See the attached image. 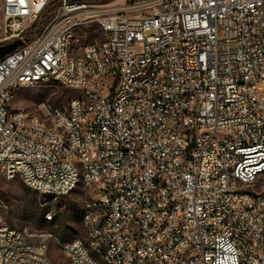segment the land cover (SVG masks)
<instances>
[{"label":"built area","instance_id":"1","mask_svg":"<svg viewBox=\"0 0 264 264\" xmlns=\"http://www.w3.org/2000/svg\"><path fill=\"white\" fill-rule=\"evenodd\" d=\"M52 1L3 4L2 40L23 43L0 60V177L9 161H19L14 177L56 198L82 179L86 191L104 198L97 229L120 264H264V195L249 190L264 159V0H140L134 8L57 0L27 40ZM132 9L141 13L128 15ZM73 22L110 34L106 68L96 63L94 42L82 49L90 61L82 51L57 53V37ZM151 57L161 64L143 82V96L131 98L130 78ZM164 59L175 61L176 77L157 89ZM109 75H116L115 91L105 88ZM51 77L88 93L87 102L69 101L60 111L45 106L59 131L41 128L10 101L17 84ZM122 90H130L128 100ZM188 100H197L196 111H187ZM60 126L70 137L60 136ZM234 178L246 180L247 190L236 189ZM155 221H169V228L156 229ZM51 237L42 234V254L33 257L35 246H21L15 229L0 222L5 264L19 251L27 252V264H46ZM80 240L61 249L77 264H91Z\"/></svg>","mask_w":264,"mask_h":264},{"label":"rangeland","instance_id":"2","mask_svg":"<svg viewBox=\"0 0 264 264\" xmlns=\"http://www.w3.org/2000/svg\"><path fill=\"white\" fill-rule=\"evenodd\" d=\"M4 1L0 0V44L5 43L2 40ZM139 1L90 0L87 2L100 6L134 8ZM140 13L138 9L127 12L131 16ZM100 39L101 33L97 25H85L77 31L70 53L77 55L87 42ZM77 95H79L78 92L57 82H38L19 88L11 99V105L25 110L29 117H38L51 124V119L45 117V106L50 104L53 108H65L70 99ZM249 190L264 195V174L249 187ZM92 196L93 194L83 188L82 182L71 194L56 198L30 189L19 176L12 179L0 178V217L9 226L30 234L32 240L41 239L42 234L52 235L48 240V253L53 264H71L70 259L61 249L60 242L80 238L87 243L83 213L85 203ZM50 214L53 218L47 219Z\"/></svg>","mask_w":264,"mask_h":264},{"label":"bare ground","instance_id":"3","mask_svg":"<svg viewBox=\"0 0 264 264\" xmlns=\"http://www.w3.org/2000/svg\"><path fill=\"white\" fill-rule=\"evenodd\" d=\"M88 24H82L80 22H73L66 26L64 37H57L56 41V51L57 53H65V57L75 56L70 53L71 45L75 38L77 31L83 26ZM98 27V24H95ZM258 26H264V18H258ZM101 33L100 40H92L89 42H94L96 63H98L99 68H106L107 65V50L110 49V34L106 32ZM83 61H90V51H82ZM155 64H161V57H151V64H147L142 67L140 71L134 73L130 78L131 98H141L143 96V82L147 81V77L155 73ZM165 70H158V75H156V87L157 89H164V79L175 78L176 77V63L172 59H164ZM54 81L64 86V81L60 77L47 78H37L33 84L38 82H49ZM32 85L31 83H19L17 84L10 93V101L13 95L19 88ZM116 85V75H109L108 81H105V88L108 91H115ZM70 99L73 103H82L88 101V93H80ZM130 98V90H122L121 100H128ZM168 106H175V99H168ZM197 100H188L187 111H196ZM17 110H23L17 108ZM53 111H60V108H53ZM26 116L29 117L26 112ZM36 124L51 131H59V124L51 119V124L41 120L36 117ZM167 124H174V114H167ZM60 136L70 137V129L68 126H60ZM131 152H138V145H131ZM19 168V161H9L4 173H1L0 178L12 179L15 176V170ZM259 168H262V175L264 174V159L259 161ZM256 180H254L255 182ZM82 182V179H75L72 187V192L78 187ZM83 184V182H82ZM233 186L238 190H247L246 180L243 178H234ZM42 194L51 195V192H42ZM91 209V215H90ZM90 215V216H89ZM103 215H106V207L104 206V198H98L96 194L85 203L83 222L87 229V243L80 240L81 251L89 256L91 259V264H120L118 258H115V251L109 248V243L106 242L105 236H102V229H97V223L103 222ZM89 216V217H88ZM52 215H48L47 219H52ZM0 222H4L0 217ZM8 228H13L8 225ZM156 229H166L169 228V221H155ZM15 236H19L21 240V246H35L33 249V257H40L42 254L43 238L39 240H32L30 234L23 233L16 228ZM78 238L60 242L61 245L71 244L77 241ZM65 253V251H63ZM71 264H77L76 258H69ZM0 264H5L4 260V249H0ZM14 264H27V252L19 251V257ZM46 264H53L51 257L48 253V246L46 247Z\"/></svg>","mask_w":264,"mask_h":264},{"label":"trees","instance_id":"4","mask_svg":"<svg viewBox=\"0 0 264 264\" xmlns=\"http://www.w3.org/2000/svg\"><path fill=\"white\" fill-rule=\"evenodd\" d=\"M90 1V0H83ZM103 2H107L110 0H102ZM59 1L55 0L47 4V6L43 9V11L39 14L36 21L32 25L31 29L26 33L25 38L27 40H31L35 37V35L40 31V29L47 23L50 16L58 6Z\"/></svg>","mask_w":264,"mask_h":264},{"label":"water","instance_id":"5","mask_svg":"<svg viewBox=\"0 0 264 264\" xmlns=\"http://www.w3.org/2000/svg\"><path fill=\"white\" fill-rule=\"evenodd\" d=\"M23 43L21 39L0 44V60Z\"/></svg>","mask_w":264,"mask_h":264}]
</instances>
